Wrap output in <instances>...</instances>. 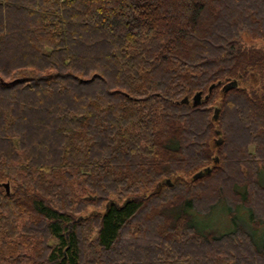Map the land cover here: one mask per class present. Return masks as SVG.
<instances>
[{
    "label": "trees",
    "instance_id": "obj_1",
    "mask_svg": "<svg viewBox=\"0 0 264 264\" xmlns=\"http://www.w3.org/2000/svg\"><path fill=\"white\" fill-rule=\"evenodd\" d=\"M263 233L264 0H0V264H264Z\"/></svg>",
    "mask_w": 264,
    "mask_h": 264
},
{
    "label": "rangeland",
    "instance_id": "obj_2",
    "mask_svg": "<svg viewBox=\"0 0 264 264\" xmlns=\"http://www.w3.org/2000/svg\"><path fill=\"white\" fill-rule=\"evenodd\" d=\"M8 191H9V186H8ZM89 198H91V197H87V199H89ZM89 200H91V199H89ZM91 201H93V200H91ZM104 205L105 204H102V205H99V206H88L87 209H86L87 215L88 214L91 215L93 213H95V214L96 213L102 214L103 213V210H104ZM246 215H247V212L246 211L245 212L244 211H241V214L238 215V216H240V218H246ZM223 216L224 215H221V217H218V216L216 217L215 216L216 218H213V220H212L213 223L209 222V220H210V218H209L208 221H204L203 222V224H205V225H203L202 228H209V229H212L213 228L212 229L213 232H218V231H223V230H228V231L233 230L232 227H234V226H231V220L228 217L225 218V216L224 217ZM196 219L201 220L199 217H196ZM193 222L195 223V226H196L197 223H196V221L194 219H193ZM229 224H230V226H229ZM242 225H245V224H242ZM258 237H261V236L259 235Z\"/></svg>",
    "mask_w": 264,
    "mask_h": 264
},
{
    "label": "water",
    "instance_id": "obj_3",
    "mask_svg": "<svg viewBox=\"0 0 264 264\" xmlns=\"http://www.w3.org/2000/svg\"><path fill=\"white\" fill-rule=\"evenodd\" d=\"M236 86H237V83H236L235 81H233V82L228 83V84L224 87V90H225V91H229V90H231V89L236 88ZM212 88H213V85L209 87V89H208V93L211 92ZM206 98H207V97H205L204 99H206ZM189 102H190L191 106H193V107H196V106L200 105V103H201V93H200V92L196 93V94L191 98L190 101H189L187 98H184V99L181 101V103H185V104H188ZM217 114H218V111L216 110V111H215V116H214L215 119H216V117H217ZM219 143H220V140L218 139L217 142H216V144L219 145ZM215 162H217V159H215ZM209 172H210L209 169H205L203 172H198L197 174H195V175L193 176V178H194V179H198V178L202 177V175H203L204 173H209ZM166 183L169 184L168 181H167ZM4 188H5L6 192H8V185H7V184H4ZM89 199L94 200L93 197H91V198H89Z\"/></svg>",
    "mask_w": 264,
    "mask_h": 264
}]
</instances>
